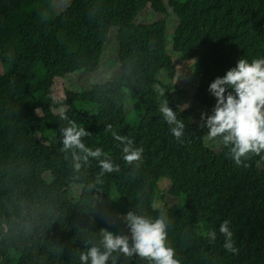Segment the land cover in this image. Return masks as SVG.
<instances>
[{
  "label": "trees",
  "instance_id": "16d2710c",
  "mask_svg": "<svg viewBox=\"0 0 264 264\" xmlns=\"http://www.w3.org/2000/svg\"><path fill=\"white\" fill-rule=\"evenodd\" d=\"M54 1L0 0V264H82L80 254L100 246L104 230L128 236L131 246L129 212L164 214L180 264H264V153L235 165L219 138L218 149L207 143L195 107L181 108L170 88L156 89L162 70L175 74L172 54L197 58L193 98L210 115V83L240 58L264 57V0H73L61 13ZM113 29L118 56L104 61ZM103 62L121 66L113 79L81 92L68 87L69 74L97 72ZM165 100L185 125L182 141L159 112ZM69 121L87 132L86 147L102 149L99 158L85 162L78 149L64 150L60 129ZM114 131L143 149L140 160L123 158ZM105 158L119 171L102 175ZM164 178L170 188L155 208ZM73 184L83 186L76 200ZM113 193L125 204L121 218ZM167 195L178 202L170 205ZM224 220L236 253L223 248ZM113 256L115 264H148L136 254Z\"/></svg>",
  "mask_w": 264,
  "mask_h": 264
},
{
  "label": "clouds",
  "instance_id": "9594fccd",
  "mask_svg": "<svg viewBox=\"0 0 264 264\" xmlns=\"http://www.w3.org/2000/svg\"><path fill=\"white\" fill-rule=\"evenodd\" d=\"M208 91L216 98V104L210 115L202 113L207 137L219 138L229 148L230 158L237 166L249 154L264 153V57L251 61L240 58L226 74L216 77L210 83ZM159 112L169 125L171 134L182 141L185 125L177 118L167 100L161 103ZM62 118L66 119L63 116ZM60 132L64 150L78 149L84 153L85 162L90 156H101V148L92 150L82 142L81 138L87 132L75 121H69L68 126L62 127ZM112 135L115 141L125 145L123 158L128 163L140 160L142 148L133 149L132 141L115 131ZM73 156L77 161L75 167L79 170L81 157L75 152ZM99 163L102 175L119 171V166L114 165L108 158L101 159ZM125 221L131 232V246L128 236L104 230L101 232L100 246L93 245L80 254L82 264H106L110 257L115 264L114 252L128 257L136 254L142 259L146 258L148 264H180L174 248L168 244L167 224L163 213L157 218H151L129 212ZM219 233L224 237L223 248L230 253H236L238 249L235 247L234 232L230 228L229 220L220 224ZM207 235L210 241L217 239L216 231H210Z\"/></svg>",
  "mask_w": 264,
  "mask_h": 264
},
{
  "label": "rangeland",
  "instance_id": "374dc122",
  "mask_svg": "<svg viewBox=\"0 0 264 264\" xmlns=\"http://www.w3.org/2000/svg\"><path fill=\"white\" fill-rule=\"evenodd\" d=\"M73 0H55L54 9L57 13H61L69 7ZM186 1V0H179ZM152 16V15H151ZM151 18H158L157 15L152 16ZM116 30L113 29V34L110 37V40L104 51L103 59L107 61L109 58H116L118 56V44L116 41ZM170 47V45H169ZM173 63L175 66V74L173 76L167 70H162L158 75V83L156 84V89L161 92H165L170 88L171 94L174 101H176L181 108H187L193 106L196 108V114L198 117H202V113H208V111L201 107L197 101L193 98L196 94L198 83L202 75V69L200 66V61L197 58H184L182 55L172 54ZM121 66L115 68L108 67L105 62H103V67L94 73H89L85 71L75 72L69 74L66 77L67 85L70 89L81 92L88 90L95 83H104L113 79L117 73H119ZM125 88L129 90L130 99L135 104L136 109H138L139 97L132 93V86L130 84L126 85ZM138 110L134 111L133 118L129 119V122L136 126L138 121ZM132 116V114H131ZM207 143L214 149L219 148V142L216 139H209L207 137ZM50 180V178H48ZM170 188V180L162 179L159 181V185L156 190L157 198L155 200V208L162 206V197L167 194L168 189ZM83 186L81 184H73L69 189L70 196L76 200L82 193ZM111 205L113 208L119 210V218L122 217V209L125 210V204L122 203L120 197L113 193L111 194ZM166 201L170 205H174L178 202L176 198L171 197L170 195L166 196ZM124 213V212H123ZM201 225V224H200ZM199 225V226H200ZM198 226V228H199ZM204 228L200 227L199 231L204 232Z\"/></svg>",
  "mask_w": 264,
  "mask_h": 264
}]
</instances>
